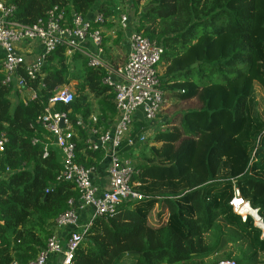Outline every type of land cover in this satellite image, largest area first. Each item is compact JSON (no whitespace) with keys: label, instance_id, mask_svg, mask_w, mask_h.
<instances>
[{"label":"trees","instance_id":"1","mask_svg":"<svg viewBox=\"0 0 264 264\" xmlns=\"http://www.w3.org/2000/svg\"><path fill=\"white\" fill-rule=\"evenodd\" d=\"M0 1L14 7L11 20L23 26L44 20L55 7L68 25L73 14L90 19L99 13L103 48V30L125 13L135 32L163 50L157 78L163 106L169 105L164 128L139 143L144 127L135 124L133 144L124 141L121 152L134 166L131 182L143 198L94 219L72 264H264L261 231L230 205L238 191L264 225V120L254 89L264 73V0H147L144 6L142 0ZM114 34L116 44L119 25ZM2 60L0 49V133L7 139L0 154V264H28L45 248L57 218L79 199L72 183L57 181L62 155L37 122L49 98L73 83V100L52 110L67 114L75 162L87 169L104 158L103 150L87 148V130L107 131L116 109L102 83L104 69L88 66L83 55L68 58L63 48L47 54L37 78H26L34 100L2 84ZM155 208L158 223L151 225Z\"/></svg>","mask_w":264,"mask_h":264},{"label":"built area","instance_id":"2","mask_svg":"<svg viewBox=\"0 0 264 264\" xmlns=\"http://www.w3.org/2000/svg\"><path fill=\"white\" fill-rule=\"evenodd\" d=\"M13 12V6L0 1V49L3 52L4 86H13V89L26 100H34L36 94L26 89V78L35 80L43 66L44 57L57 48H63L66 57L70 58L75 53L80 54L86 57L88 66L104 69L102 83L114 95L116 119L113 125L104 133H99L93 127L87 130L89 134L87 148L91 151L103 150L104 156L108 159V185L105 190L94 183V168L87 169L75 162V145L71 142L74 135L73 126L67 114L52 110L56 104H69L73 100V91L68 87L58 88L49 98L43 115L37 120L40 126L50 133L52 144L62 155V172L57 181L72 183L79 193V199L75 208L60 215L55 222L54 232L70 228L63 242L53 233L47 240L45 248L28 264H53L54 257L58 258L56 264H72L74 252L82 241V235L90 228L94 219L111 216L122 202L143 198L133 189L131 182L134 166L129 159L123 158L121 152L124 141L128 146L133 144L129 134L136 122L137 114L140 113L142 120L150 124L163 107V93L159 89L157 78L163 50L161 46L135 32L128 16L121 13L118 19L121 30L123 32L131 30L128 35V51L122 65L112 66L103 58L100 26L105 19L101 14L95 13L90 19L73 14L69 26L64 12L55 7L47 13L44 20H39L33 26H23L11 20ZM94 26L96 28H93ZM87 41L91 42L95 51L85 50L84 44ZM23 49H26L28 54H31L32 50L37 51L33 62H27ZM20 70L24 71L25 76L19 74ZM76 125L85 128L81 120H78ZM137 141L143 143L145 136L141 134ZM6 142V136L0 133V154L4 151ZM33 143L37 141L33 140ZM47 151L48 146H45L44 157L47 156ZM230 205L242 220H245L246 216L252 218L244 210L248 203L243 202L237 192ZM76 207L88 212V220L83 226L78 223ZM252 219L256 225V219ZM257 228L263 232L261 228ZM216 264L236 262L219 260Z\"/></svg>","mask_w":264,"mask_h":264},{"label":"crops","instance_id":"3","mask_svg":"<svg viewBox=\"0 0 264 264\" xmlns=\"http://www.w3.org/2000/svg\"><path fill=\"white\" fill-rule=\"evenodd\" d=\"M95 13L93 12V13H91V15L95 14ZM118 25L119 24L117 22V23H114V28L112 30L111 29L110 30H103L104 42L105 41L107 42L105 47L104 48L102 47L103 58L109 64H111L110 61H114L115 66L122 65L125 62L126 54L128 51V35L131 31V30H129L127 32V34H124L122 32V35L119 38V41L116 44H113V39L115 38L114 33L116 32ZM107 39H108V41H107ZM84 48L87 51H95V49L92 46L90 41H87L84 44ZM25 50L26 49H23L22 51L26 55L27 62L28 63L33 62L37 51L32 50L31 54H28ZM119 54H121L122 57L119 56ZM140 120H142V117H141L140 113H138L137 117H136V122L140 121ZM93 181L102 190H105L107 188V185H108V159L106 156H104V158H103L102 162L99 164V166L94 168ZM75 210H76V214H77V217L79 220L78 223L80 226H83L88 220V217H89L88 212L84 211V210H80L77 207ZM68 231H70V228L66 227V228H62L60 230H55L54 233L63 242ZM57 260H58L57 257L52 258L53 264H56Z\"/></svg>","mask_w":264,"mask_h":264},{"label":"rangeland","instance_id":"4","mask_svg":"<svg viewBox=\"0 0 264 264\" xmlns=\"http://www.w3.org/2000/svg\"><path fill=\"white\" fill-rule=\"evenodd\" d=\"M147 0H142L140 5L144 6L146 4ZM121 8V6H119ZM118 22V18H115V22ZM112 30V29H111ZM123 32V31H122ZM128 32V31H127ZM127 32H123L124 34H127ZM115 35V34H114ZM121 54H119L120 56ZM163 60H161L160 65L163 63ZM259 70L257 72H255L257 75H259L260 73H262L263 71L261 70V65H258ZM264 73H262L261 75H259V77L256 78V80L254 81V89H255V96H256V100H257V105H258V110H259V114L261 116V118L264 120ZM64 87H68L69 89H71L74 92V85L73 83H71L69 86H64ZM16 96L15 94H13L12 96V101L15 103L16 101ZM165 104V103H164ZM169 107V105H164L161 108V112L162 113L161 116H156L155 120L150 123V124H145L142 120L135 122V124H142L144 129H142L141 133H143V135L145 136V140L147 141L149 139V137L159 128V129H163L164 127H162V122H164L167 119V108ZM135 124L133 127V131L135 130ZM140 135V134H139ZM158 209L155 208V210L151 213L150 218H149V224L151 225H156L158 223V219H156L155 214L156 211ZM164 219H162L161 221L163 222ZM259 260H264V255H261L259 257Z\"/></svg>","mask_w":264,"mask_h":264},{"label":"water","instance_id":"5","mask_svg":"<svg viewBox=\"0 0 264 264\" xmlns=\"http://www.w3.org/2000/svg\"><path fill=\"white\" fill-rule=\"evenodd\" d=\"M237 193H238V191H237ZM239 194V193H238ZM246 212H248L251 216H252V218H255L256 219V222H257V224L259 225H261V226H263L264 227V225L262 224V222L259 220V218H258V212L256 211V210H253L251 207H250V205L248 204L247 205V208H245L244 209ZM257 224L255 225V227H258L257 226ZM260 228V227H259ZM261 235L262 236H264V232H262L261 233Z\"/></svg>","mask_w":264,"mask_h":264},{"label":"bare ground","instance_id":"6","mask_svg":"<svg viewBox=\"0 0 264 264\" xmlns=\"http://www.w3.org/2000/svg\"><path fill=\"white\" fill-rule=\"evenodd\" d=\"M245 208H247V205H245ZM256 224H257V223H256ZM257 226L260 227L261 230L264 232V227H263V226H261L260 224H259V225L257 224Z\"/></svg>","mask_w":264,"mask_h":264}]
</instances>
